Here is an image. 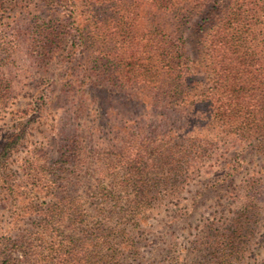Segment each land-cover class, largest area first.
Masks as SVG:
<instances>
[{
    "label": "trees",
    "instance_id": "trees-1",
    "mask_svg": "<svg viewBox=\"0 0 264 264\" xmlns=\"http://www.w3.org/2000/svg\"><path fill=\"white\" fill-rule=\"evenodd\" d=\"M30 2L26 0L22 7L27 10ZM13 3L0 0V18ZM40 10L55 16L57 26H37L35 53L46 59L53 48H59L64 40L57 33L59 28L76 34L68 63L75 61L79 50L85 52L81 68H69V84L77 87L73 91L88 87L134 95L167 114L164 126L178 125L179 136L172 135L171 129L169 134L150 137L144 129L132 134L127 129L120 131L119 146L106 164L127 172L122 184L135 182L138 187L122 207V195L114 191L101 195L105 202H114L106 220L118 217L117 224L80 228L76 224L82 220L79 216L64 229L72 228L70 233L80 236L61 238L67 214L60 200L41 212L45 220L35 228L34 241L47 247L44 243L36 246L29 239L17 240L13 243L24 257L13 262L145 264L138 262L140 245L132 232L140 229L149 212L140 203L154 199L155 193L141 188L155 192L170 185L172 179L148 177L144 168L168 166L178 177L182 171L180 179L186 182L189 175L201 170L203 152L222 140L250 143L256 151L264 150V0H39L35 11ZM143 19L148 33L145 51L137 37ZM9 44L0 39L1 61H9L17 52L15 44ZM77 73L83 75L82 80ZM17 137L3 146L0 166L6 165ZM175 187L169 196L178 195ZM258 190L257 181L246 186V197L230 224H210L181 254L171 245L148 264H244L240 253L258 216L253 199Z\"/></svg>",
    "mask_w": 264,
    "mask_h": 264
},
{
    "label": "rangeland",
    "instance_id": "rangeland-1",
    "mask_svg": "<svg viewBox=\"0 0 264 264\" xmlns=\"http://www.w3.org/2000/svg\"><path fill=\"white\" fill-rule=\"evenodd\" d=\"M11 1L12 10L0 18V39L15 44L17 50L9 61L0 59V157L6 142L18 137L6 165L0 166V264H16L14 260L23 259V250L13 243L17 240L29 239L36 246L44 243L34 241L35 228L45 220L41 212L60 200L67 214L61 238L80 236L70 233L72 228L64 229L79 216L83 220L79 218L76 223L80 228L117 224L118 217L106 220L114 202H105L101 195L107 191L122 195V207L138 187L135 182L122 184L127 172L106 164L119 146L116 140L120 131L127 129L132 134L144 129L150 137L153 133L169 134L171 129L172 135L179 136L178 125L164 126L167 114L162 115L160 109L134 95L88 87L77 91L74 84L70 86L69 68L80 69L85 63L83 50L71 64L67 61L76 34L57 29L63 43L58 49L54 45L46 59L40 57L33 49L34 32L42 24L54 27L57 18L45 10L36 12L39 0H29L31 11L22 7L26 0ZM145 22L143 19L137 26L143 51L148 45ZM77 77L83 79L81 73ZM201 159V170L189 175L186 182L180 179L182 171L178 177L168 166L143 169L148 177L159 175L172 182L155 192L141 188L155 193V198L140 203L149 212L140 229L132 232L140 245L138 262L148 264L171 245L181 254L208 225L230 224L246 197V186L257 181L259 190L253 199L258 216L240 256L244 264H264V150L258 152L250 143L225 139L209 146ZM174 187L178 195L169 196Z\"/></svg>",
    "mask_w": 264,
    "mask_h": 264
}]
</instances>
